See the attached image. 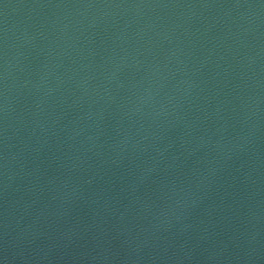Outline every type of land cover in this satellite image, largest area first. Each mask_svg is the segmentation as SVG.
I'll return each instance as SVG.
<instances>
[{
    "label": "water",
    "instance_id": "95a60500",
    "mask_svg": "<svg viewBox=\"0 0 264 264\" xmlns=\"http://www.w3.org/2000/svg\"><path fill=\"white\" fill-rule=\"evenodd\" d=\"M0 264H264V0H0Z\"/></svg>",
    "mask_w": 264,
    "mask_h": 264
}]
</instances>
